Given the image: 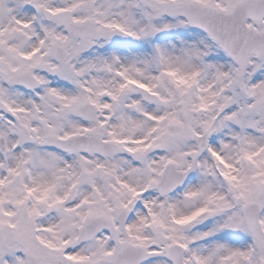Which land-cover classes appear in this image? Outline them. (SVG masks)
<instances>
[{"label": "snow or ice", "instance_id": "snow-or-ice-1", "mask_svg": "<svg viewBox=\"0 0 264 264\" xmlns=\"http://www.w3.org/2000/svg\"><path fill=\"white\" fill-rule=\"evenodd\" d=\"M0 264H264V0H0Z\"/></svg>", "mask_w": 264, "mask_h": 264}]
</instances>
